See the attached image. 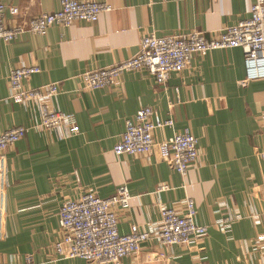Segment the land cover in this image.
Segmentation results:
<instances>
[{
    "label": "crops",
    "instance_id": "1",
    "mask_svg": "<svg viewBox=\"0 0 264 264\" xmlns=\"http://www.w3.org/2000/svg\"><path fill=\"white\" fill-rule=\"evenodd\" d=\"M62 0H3L29 17L53 13ZM87 1V0H79ZM112 5L96 22L54 25L45 36L26 33L0 43V134L23 126L24 138L8 149L6 238L0 264H95L62 259L55 244L62 237L59 210L66 200L93 192L109 198L126 188L129 207H114L121 234L132 225L159 226L160 207L183 213L191 199L195 221L208 233L191 246L165 248L157 240L119 264H264V78L249 80L242 48L193 55L172 73L165 87L146 69L122 74L118 82L84 90L80 76L129 59L147 35L203 33L207 38L250 17L252 0H92ZM5 22L12 25L7 14ZM20 65L40 72L27 88L58 83L52 108L75 116L80 133L44 129L35 102L10 98L8 77ZM143 107L154 108L174 125L156 131L163 140L190 129L199 156L186 175L169 160L114 152L126 121ZM166 186L164 191L159 188ZM231 218L229 230L220 223ZM31 257V261H28Z\"/></svg>",
    "mask_w": 264,
    "mask_h": 264
},
{
    "label": "built area",
    "instance_id": "2",
    "mask_svg": "<svg viewBox=\"0 0 264 264\" xmlns=\"http://www.w3.org/2000/svg\"><path fill=\"white\" fill-rule=\"evenodd\" d=\"M112 10V5L108 3L62 0L59 10L29 17L19 6L6 5L0 0V43L12 42L26 33L45 36L54 25L69 27L77 22L93 23L102 13ZM7 14L12 17L11 26L5 22ZM233 48L245 51L249 80L264 78V0H252L250 17L224 28L216 36L207 38L198 31L164 37L155 34L144 36L140 40L139 51L133 57L83 73L80 76L82 88L91 91L111 87L122 74L143 69L154 76L158 85L165 87L172 73H180L190 66L193 55L206 56L215 50ZM39 72L37 65H20L12 69L8 77L10 98L17 103H37L42 128L64 126L70 136L79 134L73 114L52 108L51 100L60 93L58 83L38 88L25 86L26 80ZM173 125L171 117L163 120L154 108L143 107L133 119L126 121L125 131L114 152L117 156H146L156 151L159 157L171 161L178 173L186 175L189 167L198 159V140L188 128L170 138L156 139L158 129ZM26 133L25 127L16 126L0 134V241L6 238L8 167L5 153ZM260 157L264 160V152L260 153ZM166 188L162 186L159 191ZM129 201L126 188L105 199L88 192L76 200L64 201L59 210L62 237L54 247L57 256L62 259H83L95 264H119L123 257L137 256L142 245L150 240H157L165 248L191 246L208 233L206 226L195 221V204L188 199L183 213L175 208L160 207L159 226L141 230L137 225H132L129 233L121 234L114 207L120 205L128 208ZM230 222L231 218H226L220 223L221 228L228 231ZM256 242L264 248V234L259 235ZM28 261H31V257H28Z\"/></svg>",
    "mask_w": 264,
    "mask_h": 264
}]
</instances>
